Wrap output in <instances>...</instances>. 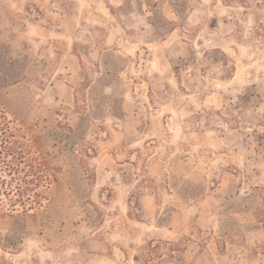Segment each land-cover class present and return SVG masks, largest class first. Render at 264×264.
Wrapping results in <instances>:
<instances>
[{"label":"rangeland","instance_id":"obj_1","mask_svg":"<svg viewBox=\"0 0 264 264\" xmlns=\"http://www.w3.org/2000/svg\"><path fill=\"white\" fill-rule=\"evenodd\" d=\"M0 264H264V0H0Z\"/></svg>","mask_w":264,"mask_h":264}]
</instances>
